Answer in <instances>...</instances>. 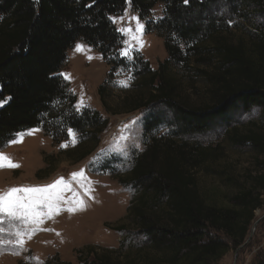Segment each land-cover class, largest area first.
I'll list each match as a JSON object with an SVG mask.
<instances>
[{"label": "trees", "instance_id": "trees-1", "mask_svg": "<svg viewBox=\"0 0 264 264\" xmlns=\"http://www.w3.org/2000/svg\"><path fill=\"white\" fill-rule=\"evenodd\" d=\"M159 2L164 4V17L148 19ZM131 4L142 19H148L147 32L164 40L168 57L157 69L140 52L132 60L121 55L124 37L111 15L121 14L127 0H0V101L4 102L0 149L18 133L41 126L57 144L68 138L69 129L77 132L81 144L65 153L76 154L78 161L95 150L109 119L90 107L77 111V96L59 75L68 49L84 40L110 66L98 88L106 111L149 110L144 118L146 149L135 156L130 172L118 178L122 185L138 190L128 207L137 247L120 258L115 255L120 249L98 251L88 246L80 250L87 255L85 262L217 264L248 237L255 211L264 204V169L219 201L217 190L200 189L195 173L215 158L218 148L185 138L208 130L212 122L230 123L236 108L264 107V32L235 40L225 18L213 22L204 17L201 0H131ZM179 66L205 83L199 102L182 98L172 74ZM129 68L136 77L137 85L132 87L136 90L124 95L116 105L121 109L114 110L108 89L114 87L117 72ZM161 106L172 109L171 121L161 113ZM170 124L175 126L172 132L158 134L165 125L172 128ZM230 138L250 143L264 162V133L239 135L233 128ZM255 264H264V256Z\"/></svg>", "mask_w": 264, "mask_h": 264}, {"label": "rangeland", "instance_id": "rangeland-1", "mask_svg": "<svg viewBox=\"0 0 264 264\" xmlns=\"http://www.w3.org/2000/svg\"><path fill=\"white\" fill-rule=\"evenodd\" d=\"M201 6L204 8V17L210 21L217 22L218 18H225L235 40L251 33L264 32V0H201ZM112 17H123L114 23L117 29L131 28L134 34L136 20L132 17H138L144 26L142 44L121 33L124 37L122 49H130L128 56L121 54L123 57L132 60L134 54L140 52L150 61L153 69H157L159 63L168 57L163 38L146 30L148 19L156 21L164 17L163 3L156 4L150 18L142 19L132 7L131 0H127L125 10ZM78 44L85 45V50L76 51ZM67 53L68 58L61 73L70 76L66 80L77 96L76 106L83 101L84 106L79 111L85 107L96 109L109 119V124L101 133L95 150L79 161L74 159L76 154H70V157L65 153L67 149L81 144L74 130L75 142L68 132V138L59 144L41 126L18 133L23 134L22 142L8 144L0 149V152L6 153L20 165L14 169H0V193L13 187L45 186L64 178L69 190L64 192L67 203L62 202L61 207L79 208L78 201L81 199L86 207L75 212L64 210L52 219H45L39 225L43 230H38L31 238L25 237L23 249L7 244L8 240L15 239L12 233L21 226L17 222L5 220L0 224L4 229L0 243L5 244L0 247V264H45L47 261H52V264H92L90 260L85 262L87 255L80 250L88 246L97 247L98 251L106 248L120 249L115 255L123 258L130 248L137 247L128 207L138 190L131 185H122L118 178L130 172L135 156L146 149L144 118L149 110L118 114L106 111L98 94L99 86L105 82L110 71L103 55L82 39H78ZM132 69H120L114 87L108 89V102L114 110L121 109L116 105L122 102L124 95L136 90L132 88L137 85L133 83L136 77L127 71ZM172 74L177 77L183 99L196 103L203 98L206 85L202 79H195L191 70H185L182 66L174 67ZM122 81L127 82L128 86H123ZM159 109L167 121L174 118L170 107L161 106ZM229 121L212 122L208 130L185 138L191 143L218 148L215 158L196 169L195 173L200 189L203 192L217 190L219 201L227 197L225 195L236 192L238 183L245 184L250 180V175L264 169L263 157L250 143H235L230 138V130L233 128H237L239 135L264 133V107L236 108ZM170 127L165 125L158 134L172 132L175 126L170 124ZM122 136L127 139L122 140ZM17 138L18 135L14 139ZM80 147L84 149L86 146L82 144ZM80 172H83V176L73 178V173ZM228 177L234 180L233 184H230ZM122 224L126 225V230H118L117 227ZM249 237L244 247L236 252L238 247L232 246L217 264H255L259 256H264V204L255 211L247 239ZM123 241L125 243L121 249Z\"/></svg>", "mask_w": 264, "mask_h": 264}, {"label": "snow or ice", "instance_id": "snow-or-ice-1", "mask_svg": "<svg viewBox=\"0 0 264 264\" xmlns=\"http://www.w3.org/2000/svg\"><path fill=\"white\" fill-rule=\"evenodd\" d=\"M187 3V0H185ZM113 23H116L118 19L122 20L123 17L111 18ZM136 20V32L133 33L131 28H120L117 31L126 34L132 39L137 40L142 44L143 24L139 22L138 17H132ZM86 48L83 44L76 45V51H84ZM121 54L128 56L130 49H122ZM91 59V57H89ZM65 79H70V76L65 73H60ZM121 84L127 87V82L122 81ZM4 102L0 101V106ZM83 101L76 106L77 111L83 107ZM69 134L73 136L75 142V132L71 129L68 130ZM18 138L9 141V144L22 142L23 134H17ZM122 140H126L127 137H121ZM66 146V145H63ZM138 147V146H137ZM123 151V149H120ZM20 165L15 163L13 159L6 153L0 152V169L4 168H18ZM73 178L83 176V172L73 173ZM68 189V182L64 178H60L52 184L45 186H20L10 188L7 192L0 193V224L5 220L9 222H17L21 227H18L12 235L15 239H10L7 244H11L13 247L23 249L26 240L25 237L31 238L38 230L39 225L44 223L45 219H52L55 215H58L61 211L67 210L69 212H75L77 210H83L86 205L81 199L78 201L79 208L68 207L64 209L61 207L62 202L67 203L64 198V192ZM88 191H91L90 189ZM27 226V227H24ZM35 226V227H32ZM4 234L3 227H0V236ZM4 243H0V247H4Z\"/></svg>", "mask_w": 264, "mask_h": 264}, {"label": "water", "instance_id": "water-1", "mask_svg": "<svg viewBox=\"0 0 264 264\" xmlns=\"http://www.w3.org/2000/svg\"><path fill=\"white\" fill-rule=\"evenodd\" d=\"M250 238H251V237H249V239H247L242 245H240V246L238 247V249H237L236 252H238L242 247H244V246L248 243V241L250 240Z\"/></svg>", "mask_w": 264, "mask_h": 264}]
</instances>
